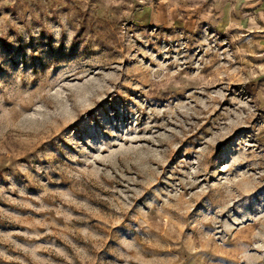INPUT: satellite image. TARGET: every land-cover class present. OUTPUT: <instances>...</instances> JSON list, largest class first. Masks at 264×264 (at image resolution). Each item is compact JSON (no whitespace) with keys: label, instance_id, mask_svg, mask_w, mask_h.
Returning a JSON list of instances; mask_svg holds the SVG:
<instances>
[{"label":"rangeland","instance_id":"374dc122","mask_svg":"<svg viewBox=\"0 0 264 264\" xmlns=\"http://www.w3.org/2000/svg\"><path fill=\"white\" fill-rule=\"evenodd\" d=\"M0 264H264V0H0Z\"/></svg>","mask_w":264,"mask_h":264}]
</instances>
